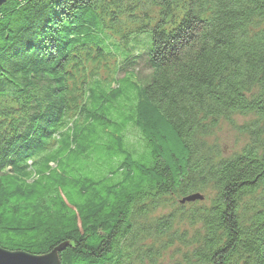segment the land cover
I'll use <instances>...</instances> for the list:
<instances>
[{"label":"trees","instance_id":"obj_1","mask_svg":"<svg viewBox=\"0 0 264 264\" xmlns=\"http://www.w3.org/2000/svg\"><path fill=\"white\" fill-rule=\"evenodd\" d=\"M221 123L246 138L230 156L208 140ZM170 248L264 264V0H8L0 249L163 264Z\"/></svg>","mask_w":264,"mask_h":264},{"label":"rangeland","instance_id":"obj_2","mask_svg":"<svg viewBox=\"0 0 264 264\" xmlns=\"http://www.w3.org/2000/svg\"><path fill=\"white\" fill-rule=\"evenodd\" d=\"M136 74L139 81H144L149 76V72L144 69L142 64H139L136 68ZM119 78L122 77V75L118 76ZM246 118L236 117L234 120V123L236 125H241ZM134 133L128 134L129 139L134 137ZM210 143H215L219 146L221 152L224 156H230L235 152H238L243 145L246 143V138L239 135L235 128L232 126H229L227 124L221 123L219 127L214 132L213 136L208 139ZM203 197V201L205 197H207L208 194H200ZM164 263L163 264H170L171 261H176L180 258V255L178 256L176 254V251L174 248H170L163 254Z\"/></svg>","mask_w":264,"mask_h":264},{"label":"water","instance_id":"obj_3","mask_svg":"<svg viewBox=\"0 0 264 264\" xmlns=\"http://www.w3.org/2000/svg\"><path fill=\"white\" fill-rule=\"evenodd\" d=\"M7 1L8 0H0V7ZM201 200V195L193 194L182 199L180 203ZM0 264H59V262L56 251L45 256H33L24 252H9L0 249Z\"/></svg>","mask_w":264,"mask_h":264}]
</instances>
